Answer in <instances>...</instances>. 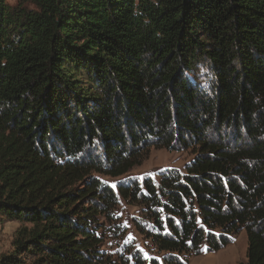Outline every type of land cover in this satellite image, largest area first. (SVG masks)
<instances>
[{"label": "trees", "instance_id": "16d2710c", "mask_svg": "<svg viewBox=\"0 0 264 264\" xmlns=\"http://www.w3.org/2000/svg\"><path fill=\"white\" fill-rule=\"evenodd\" d=\"M152 147L195 152L147 195L118 187L167 264L242 229L264 264V0H0V219L26 224L0 264H111L97 176Z\"/></svg>", "mask_w": 264, "mask_h": 264}, {"label": "rangeland", "instance_id": "374dc122", "mask_svg": "<svg viewBox=\"0 0 264 264\" xmlns=\"http://www.w3.org/2000/svg\"><path fill=\"white\" fill-rule=\"evenodd\" d=\"M17 1L7 0L10 5L16 4ZM147 152L140 164L124 175L97 176L116 193V203L109 210L108 217L99 216L97 225V234L101 237L98 250L111 264H154V262L167 264L166 259H169L165 252L157 249L146 234L157 231L156 224L150 218L148 207L141 202L123 197L118 187L120 185L132 187L136 183L138 195H147L144 184L146 181L156 185L163 173L173 169L184 171L185 166L194 158L195 152L192 148L178 147L176 149L152 147ZM161 217L165 219L162 214ZM24 225L26 224L16 220L0 219V257L13 251L17 230ZM246 247V234L242 229L234 235L232 242L217 251H206L203 243L200 253L190 255L187 263L184 264H244Z\"/></svg>", "mask_w": 264, "mask_h": 264}]
</instances>
